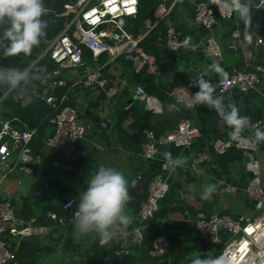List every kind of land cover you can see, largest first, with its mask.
I'll return each mask as SVG.
<instances>
[{
    "label": "built area",
    "instance_id": "1",
    "mask_svg": "<svg viewBox=\"0 0 264 264\" xmlns=\"http://www.w3.org/2000/svg\"><path fill=\"white\" fill-rule=\"evenodd\" d=\"M252 1V0H251ZM188 3L192 7L194 27L206 32L203 41L205 53L213 61L221 59L222 49L217 41L221 34V23L228 22L231 30L228 48L236 51L240 43V32L234 27L235 13L225 7L221 0H158L152 17L143 24L137 37L129 32L128 22L138 16L139 0H70L62 17H72L69 24L47 47L39 59L30 65L28 70L42 75L39 85L32 81L26 90L8 91L14 103L22 108L35 101L46 104L54 113L49 120L53 134L43 142L38 156L33 151V144L38 137V129L13 126V121L0 122V186L2 181L19 166L37 164L42 166L48 160L52 168L66 174L76 169L60 159L67 160L76 152V143L85 139L91 126L82 122L86 107L71 105L72 93L95 92L106 102L115 101L120 95L114 82L105 74L108 65L123 60L136 72L148 70L160 76L155 59L141 48L142 40L157 26H165V36L160 40L159 54L162 59L194 53V47L187 41L184 32L173 20L177 9ZM257 9L264 13V0H256ZM264 17L258 18V30H262ZM255 45L264 55V38L256 36ZM88 53L85 59L84 53ZM45 61L39 65L40 61ZM47 63L51 64L45 65ZM200 77L191 79L187 84L174 87L169 91L170 98L177 108L192 114L203 106H193L192 95L198 88L192 86ZM264 84V60L261 63L247 65L243 71H234L229 78L216 81L213 85L216 93L228 94L238 92L246 94L255 87ZM136 93L146 98L145 89L137 85ZM72 92V93H71ZM264 125L263 121H251L250 131ZM201 131L191 119L179 122L176 129L163 135L155 136L146 131L145 143L142 146V158L148 163H159L161 173L148 187L147 197L141 203L134 219L132 230L127 233V240L115 250L114 256L119 263L129 257V248H142L146 243V231L155 220L160 202L169 194V169L166 161H159L160 148L173 147L180 151H190L200 138ZM244 136H249L246 131ZM210 151L217 156L225 155L231 150H238L250 156V164H255L256 147L248 143L239 145L227 139H216L210 142ZM208 160V152L202 151L191 158L190 168L194 171ZM243 193L253 204L256 215L252 218L213 212L198 213L191 223L203 232L209 242L218 247L216 257H223L226 264H264V183L260 176H253L244 187L222 185L214 192L216 198H235ZM77 203L69 201L62 205L64 216L54 212L46 215L53 223L52 227H35L34 222L20 224L15 216L10 200L0 201V264H17L16 255L23 243L33 242L48 232L59 231L74 224L73 213ZM117 239L113 235L110 242ZM99 246L101 244L97 239ZM169 254L167 237L160 236L151 243L148 256L153 260H163Z\"/></svg>",
    "mask_w": 264,
    "mask_h": 264
},
{
    "label": "crops",
    "instance_id": "2",
    "mask_svg": "<svg viewBox=\"0 0 264 264\" xmlns=\"http://www.w3.org/2000/svg\"><path fill=\"white\" fill-rule=\"evenodd\" d=\"M192 11L190 4L185 3L182 9L176 10L173 20L176 21L180 30L184 32L187 41L194 47L195 52L162 59L159 54L161 40L159 39L157 44L158 54L162 60L168 62V65L164 68L156 66L161 74L159 77L145 70L146 74L155 78L154 83L156 85L165 89L168 96L166 101L161 102L149 96L146 98L139 97L135 90L137 85L142 86L136 78L139 72L134 71L131 65H126L123 60V62L119 60L113 65H108L105 71V74L119 89L120 96L115 101L106 102L103 97H99L95 92H81L77 93V95L71 92L72 95L69 101L71 105L83 104L86 107L87 114L83 117L82 122L90 125L91 128L85 139L81 141L76 152L67 160L60 159V161L62 163L65 161L66 163L77 153L89 156L96 163L97 170L101 167L110 166L121 171L129 181V190L132 188L134 179L146 172L150 164L159 166V163H148L142 158L141 153H129L118 144L117 135L112 130L116 121V112L126 111L130 108L138 110L143 107L150 114L148 119L149 127L152 129L150 132L156 129V132H154L159 136L175 130L179 122L186 118L191 119L200 129V138H198L190 151H180L173 147L160 148L159 161H165L163 153L170 152L173 157L183 158L185 163L178 167L175 172L169 171L170 191L160 202L159 212L155 221L147 228V244L140 249L129 248V257L123 258L119 263L116 261L115 250L127 240V233L132 230L138 211L132 204L127 202L126 211L130 217V223L126 227L114 228L113 235H117V239L105 246H99L97 242L98 236L91 233L77 238L75 247L64 256L62 246L66 227L35 238L33 240L35 247H49L54 251V254L44 264L53 261L57 264H158V260H153L148 256V251L151 243L162 235L167 237L169 241V254L163 259L166 264H194L197 258L203 260L210 256L216 257L218 254V247L212 245L206 235L197 230L191 223L198 213L211 214L216 212L232 218H238L239 216L252 218L256 215L253 204L246 199L243 193L235 198H216L213 192L207 199L202 198V193L208 185H215L216 189L222 185H233L242 188L249 179L256 175L260 176L264 183V143L256 147L255 164H250V156L238 150H231L225 155L217 156L213 152H209L210 142L216 139H227L230 129L221 124L220 117L214 110L202 107L199 111L189 114L176 107V110L168 111V105L173 104L169 95V91L173 87L170 88V85L174 82L175 85L182 74L185 75L187 82L196 77H203L212 84L222 77L210 68V65L215 61L209 58L203 48L206 32L194 27ZM262 16L264 17V13L257 9L256 0L251 1V24L249 26L245 25L235 15L233 25L240 32V43L236 51H231L228 48L231 34L229 23H221L220 27L222 30L217 37V41L221 46L222 56L215 63L223 67L225 72L243 71L247 65L263 62L264 55L262 50L255 45L256 36L264 38V21L262 30L259 31L257 27L258 18ZM160 27L165 28L162 25ZM249 36L251 39L248 38ZM215 94L223 96L226 103L237 105L241 110V115L249 117L251 121L264 122V84L255 87L246 94L238 92H232L230 95ZM98 100L99 106L95 110L93 103ZM138 118L140 119V117ZM135 119L129 120L123 125L129 135H138L132 128ZM140 121L139 129L143 136H138L145 139L144 132L146 130H141ZM164 123L167 124V127L158 129ZM259 129L264 130V125ZM103 130L105 131L103 132ZM246 132L252 134L254 131L247 129ZM202 151L208 152V160L198 170L194 171L190 168V160ZM36 155L38 156V153ZM31 165L38 166L39 174L44 167L35 163ZM53 169L60 172L64 185L69 186V183L73 181L74 185L69 187L80 193L84 191V185L78 182L81 175L72 179L63 171L56 168ZM75 172H77V169L73 173ZM62 175L66 176L63 178ZM82 178L84 179V176ZM89 179H84L86 184ZM36 180L30 171L19 166L2 181L0 186V201H11L16 219L20 224L27 222L23 217L22 208L24 201L30 199ZM42 196V192H35L31 198L37 200ZM30 204L33 211L38 213L40 210L39 202H35V204L30 202ZM44 255V253L41 254L42 257Z\"/></svg>",
    "mask_w": 264,
    "mask_h": 264
},
{
    "label": "trees",
    "instance_id": "3",
    "mask_svg": "<svg viewBox=\"0 0 264 264\" xmlns=\"http://www.w3.org/2000/svg\"><path fill=\"white\" fill-rule=\"evenodd\" d=\"M70 0H44L45 7L49 9L48 14L43 17L47 21V35L41 39L39 46L34 47L31 55L25 56L20 54L18 56L5 57L0 51V67H17L20 69H28L30 65L35 63L39 57L43 54L47 47V43L55 39L64 30L66 24L71 21L70 17H62V13L65 12V7L69 4ZM148 0H139L138 16L134 20L128 22L129 32L137 37L141 30L143 29L144 22L150 17L151 13L158 5V0H150L151 4L147 3ZM163 26V25H162ZM165 28L157 26L150 34H148L141 42L140 46L143 51L154 57L155 65L158 68H164L168 65V62L162 60L158 54L157 44L159 39L165 36ZM85 59H88V53L85 52ZM45 61H40L39 65H43ZM126 65H130L125 62ZM51 68V64L47 63ZM33 73V72H32ZM42 77L40 73H34ZM232 73H228L227 78H229ZM136 78L140 81L141 85L146 91L147 96L156 98L157 100L164 102L167 100V93L162 86H158L154 83L155 78L151 75L145 73L142 70L136 75ZM225 79L220 77L218 80ZM41 79L33 81L35 85H39ZM217 80V81H218ZM185 75H181L179 81L173 86L178 87L187 84ZM8 90L6 88H0V122L13 121V126L17 128H22V125L27 126L30 129H38L39 134L35 140L32 148L35 154H40L43 142L48 139L52 134V127L49 124V120L53 118V111L43 102L35 101L25 108H22L19 104L14 103L10 96H6ZM100 100V99H99ZM99 100L93 103V107L97 110L99 106ZM149 112L143 107L138 110L136 108H130L126 111H118L115 113V124L113 126V131L117 135L118 144L129 153L140 154L142 152V146L145 143V139L134 134L129 135L127 131L123 128V125L129 120L140 117V128L142 131H152L148 124ZM167 127V124H161L158 129H163ZM105 130H103L104 132ZM156 132V129H154ZM153 131V132H154ZM152 132V133H153ZM154 132L155 136H159ZM43 168L40 170V176L37 178L36 182L32 188L31 197L34 196L35 192L44 185L45 179L48 178L52 182V187L49 189V196L39 197L37 200L31 198L24 201L22 214L27 222L34 221L35 227H52L53 223L46 218V214L49 212L56 213L59 217L64 216L62 212V205L69 201L78 203L80 192L77 190L66 186L63 181L60 172L51 168L48 160L44 161ZM67 165L77 169L75 173H69L72 179L76 176L81 175L78 179L82 185H84V190L87 188V184L84 179L91 178L94 172L97 171L96 163L93 159L86 155H79V153L74 154L67 162ZM161 173L160 167L155 164H150L147 171L136 177L134 179L132 188L129 190L128 202L133 205V207L139 210L141 203L146 199L148 187L152 180ZM84 176V179L82 178ZM55 197L53 195L55 194ZM53 198V199H52ZM39 202L40 210L38 213L34 212L32 205L30 204ZM138 212V211H137ZM156 219V218H155ZM155 221V220H154ZM152 221L149 226L154 222ZM73 225L70 224L66 227L65 238L62 246V252L66 256L75 247V240L77 239L73 233ZM148 226V228H149ZM111 243V242H110ZM143 248V247H142ZM138 249V248H136ZM45 255L42 257L41 254ZM54 254V251L49 247L37 248L34 246L33 242L23 243L21 249L16 255L17 264H44L48 261V258ZM158 264H166L163 260H158Z\"/></svg>",
    "mask_w": 264,
    "mask_h": 264
},
{
    "label": "clouds",
    "instance_id": "4",
    "mask_svg": "<svg viewBox=\"0 0 264 264\" xmlns=\"http://www.w3.org/2000/svg\"><path fill=\"white\" fill-rule=\"evenodd\" d=\"M221 3L237 15L245 25L251 24V0H221ZM49 12L44 0H0V51L5 57L31 55L34 47L46 37L47 21L43 19ZM251 39V37H248ZM210 68L222 77L228 73L219 64L213 62ZM41 77L28 69L0 67V88L8 91L27 89V86ZM192 86L198 91L192 95L193 106H203L214 110L220 117L221 124L230 129L229 139L239 145L248 143L258 147L264 143V130L257 128L251 135L243 133L250 128V119L241 115V110L234 103H226L225 98L216 95L214 85L200 77ZM176 110V105L169 104L168 111ZM165 167L175 172L185 161L173 157L170 152L163 153ZM215 185H208L202 193L207 199L215 192ZM129 199V181L115 167H101L93 173L82 191L76 210L73 213V233L76 238L94 233L101 244H107L113 238L116 227H126L130 217L126 211ZM194 264H226L223 257L197 258Z\"/></svg>",
    "mask_w": 264,
    "mask_h": 264
},
{
    "label": "water",
    "instance_id": "5",
    "mask_svg": "<svg viewBox=\"0 0 264 264\" xmlns=\"http://www.w3.org/2000/svg\"><path fill=\"white\" fill-rule=\"evenodd\" d=\"M164 71V69H163ZM175 83V82H174ZM174 83H172L170 85V88L173 87ZM5 97V96H4ZM4 97L0 100V102L4 99ZM87 114V113H86ZM139 118H136L134 121H133V124H132V128L134 129L135 132H137L138 135L140 136H143L140 129H139ZM81 144V141H78L76 143V149L79 148ZM22 168L24 169H27L28 171L31 172L32 176L35 177V179L38 178V176H40L39 174V168L38 166L36 165H25V166H22ZM66 175H62V177L64 178ZM52 181L48 178L45 179V183L44 185L38 190V192H42L43 196L44 197H48V192H49V189L52 187ZM56 194V193H55ZM55 195H53L54 197Z\"/></svg>",
    "mask_w": 264,
    "mask_h": 264
},
{
    "label": "rangeland",
    "instance_id": "6",
    "mask_svg": "<svg viewBox=\"0 0 264 264\" xmlns=\"http://www.w3.org/2000/svg\"><path fill=\"white\" fill-rule=\"evenodd\" d=\"M147 3H148V4H151L150 0H148ZM154 11H155V9H154ZM154 11L151 13V15H150L149 18L152 17V14L154 13ZM149 18H148V19H149ZM121 62H123V61L121 60ZM15 170H16V169H15ZM15 170H14V171H15ZM14 171H13V172H14ZM13 172H12V173H13ZM10 174H11V173H10ZM73 185H74V182H73V181H72L71 183H69V186H73ZM48 264H57V263H56L55 261H53V262H50V263H48Z\"/></svg>",
    "mask_w": 264,
    "mask_h": 264
}]
</instances>
